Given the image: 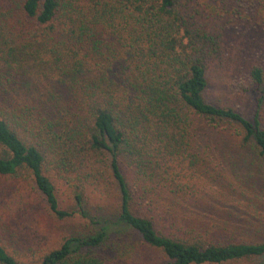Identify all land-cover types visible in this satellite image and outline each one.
I'll return each instance as SVG.
<instances>
[{
  "label": "trees",
  "instance_id": "16d2710c",
  "mask_svg": "<svg viewBox=\"0 0 264 264\" xmlns=\"http://www.w3.org/2000/svg\"><path fill=\"white\" fill-rule=\"evenodd\" d=\"M228 4L256 6L264 23V0H0V192L31 183L59 219L75 211L57 177L117 203L115 219L80 208L87 231L57 247L22 244L0 216V264H112L129 229L164 264L264 260V239L214 240L168 214L191 192L178 178L207 158L209 128L264 156V67L248 70L253 118L205 95L224 52L203 15Z\"/></svg>",
  "mask_w": 264,
  "mask_h": 264
},
{
  "label": "rangeland",
  "instance_id": "374dc122",
  "mask_svg": "<svg viewBox=\"0 0 264 264\" xmlns=\"http://www.w3.org/2000/svg\"><path fill=\"white\" fill-rule=\"evenodd\" d=\"M206 9L203 17L207 16L211 30L220 35L224 56L211 63L205 95L210 102L235 107L253 118L256 93L245 88L250 84V66L264 67V23L253 5L237 12L229 4L206 5ZM208 130L207 158L195 172L186 169L178 178L192 187L191 192L177 197L168 214L177 215L181 224L197 226L214 240L264 239V156L243 153L226 132ZM54 182L61 208L75 211L73 216L59 219L52 215L46 199L31 183L9 181L7 190L0 192V216L14 239L32 246L57 247L64 236L87 231L89 219L80 208L89 216L103 214L115 219L117 203L111 194L95 186L78 191L73 182L60 177ZM77 194L82 195L80 203ZM116 242L117 251L109 254L112 264H164L163 257L146 248L131 229L119 232Z\"/></svg>",
  "mask_w": 264,
  "mask_h": 264
}]
</instances>
